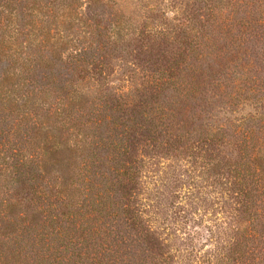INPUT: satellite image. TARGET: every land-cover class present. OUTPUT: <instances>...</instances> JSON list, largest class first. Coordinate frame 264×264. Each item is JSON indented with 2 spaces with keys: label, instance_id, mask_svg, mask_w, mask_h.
Instances as JSON below:
<instances>
[{
  "label": "trees",
  "instance_id": "trees-1",
  "mask_svg": "<svg viewBox=\"0 0 264 264\" xmlns=\"http://www.w3.org/2000/svg\"><path fill=\"white\" fill-rule=\"evenodd\" d=\"M178 263L264 264V0H0V264Z\"/></svg>",
  "mask_w": 264,
  "mask_h": 264
},
{
  "label": "rangeland",
  "instance_id": "rangeland-1",
  "mask_svg": "<svg viewBox=\"0 0 264 264\" xmlns=\"http://www.w3.org/2000/svg\"><path fill=\"white\" fill-rule=\"evenodd\" d=\"M244 35H245V37H248L246 34H244ZM245 50H246V48H245ZM249 53L250 52L248 51L246 55H249ZM240 66H244V67H248V68H256L258 66V63L255 60L250 59V60H244V61H242V63L240 64ZM250 102H253V100H250L244 106H240V110H237V111L233 112V114H237L239 116V115H242V114L247 115L250 112L256 113V111L254 110V108L250 105ZM224 114H226L225 116H228V117H231V118H233V116H234V115H231V112H229V107H227V109H226V111H225ZM225 116L223 115V117H225ZM205 240L206 239H203V238L200 239V245H199V251L200 252H203L208 247V245H209V244H207L209 242L204 243ZM178 264H180V263H178Z\"/></svg>",
  "mask_w": 264,
  "mask_h": 264
}]
</instances>
